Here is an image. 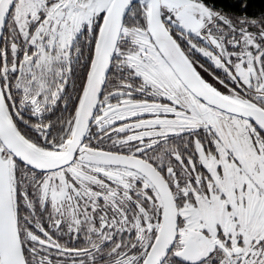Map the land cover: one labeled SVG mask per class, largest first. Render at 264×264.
Instances as JSON below:
<instances>
[{"label":"snow or ice","instance_id":"6c2138e0","mask_svg":"<svg viewBox=\"0 0 264 264\" xmlns=\"http://www.w3.org/2000/svg\"><path fill=\"white\" fill-rule=\"evenodd\" d=\"M259 3L0 0V264H264Z\"/></svg>","mask_w":264,"mask_h":264},{"label":"trees","instance_id":"16d2710c","mask_svg":"<svg viewBox=\"0 0 264 264\" xmlns=\"http://www.w3.org/2000/svg\"><path fill=\"white\" fill-rule=\"evenodd\" d=\"M254 6L256 8H259V6H260L259 0H254ZM250 11H252V9H250Z\"/></svg>","mask_w":264,"mask_h":264}]
</instances>
